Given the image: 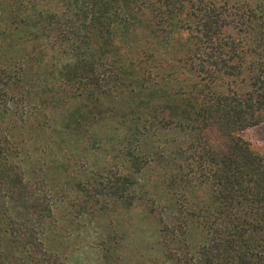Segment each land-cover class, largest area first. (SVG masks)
<instances>
[{"label":"trees","instance_id":"obj_1","mask_svg":"<svg viewBox=\"0 0 264 264\" xmlns=\"http://www.w3.org/2000/svg\"><path fill=\"white\" fill-rule=\"evenodd\" d=\"M24 106L64 138L29 146ZM260 124L264 0H0V264H67L44 242L52 181L79 212L129 209L154 204L152 168L181 216L158 235L201 233L162 238L163 262L264 264V149L241 136Z\"/></svg>","mask_w":264,"mask_h":264},{"label":"rangeland","instance_id":"obj_2","mask_svg":"<svg viewBox=\"0 0 264 264\" xmlns=\"http://www.w3.org/2000/svg\"><path fill=\"white\" fill-rule=\"evenodd\" d=\"M22 112L25 119L43 126L42 131L31 132V137H26L29 146L42 148L66 135L56 128L58 114L48 113L45 117L44 112L39 113L37 109L26 106ZM104 131L106 129L99 132L103 134ZM241 136L254 150L264 149V124L245 130ZM159 175H162L161 171L152 168L142 180L144 193L141 195L152 196L153 205L147 202L126 209L112 202L100 201L89 204L85 212L78 211L71 181L63 178L52 181L57 199L51 226L44 237L46 246L65 257L67 264H169L163 262L161 256L162 238L171 241L173 250L194 249L201 240L200 231L194 227L188 228L181 238H173V234L168 238L158 235L160 217L166 219L172 230L177 229L181 219ZM199 197L200 193H194L188 199L195 201Z\"/></svg>","mask_w":264,"mask_h":264}]
</instances>
